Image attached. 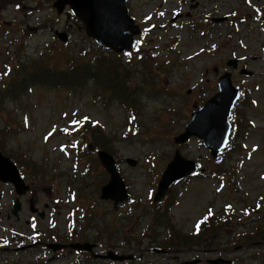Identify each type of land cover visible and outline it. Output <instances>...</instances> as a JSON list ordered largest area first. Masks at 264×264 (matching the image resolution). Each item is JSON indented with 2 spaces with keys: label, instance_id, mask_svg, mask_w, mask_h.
<instances>
[{
  "label": "rangeland",
  "instance_id": "rangeland-1",
  "mask_svg": "<svg viewBox=\"0 0 264 264\" xmlns=\"http://www.w3.org/2000/svg\"><path fill=\"white\" fill-rule=\"evenodd\" d=\"M35 1H0V83L17 79L15 69L9 77L4 76L5 60L11 67L26 59L32 62L42 59L49 67H58L68 60L70 65L87 60L85 52L89 48L88 55H91L93 46L89 47L90 42L85 39L81 25L68 11L56 16L51 5ZM250 4L261 6L263 12L264 0H251ZM178 5V0H130L127 3L129 14L140 26L142 23L137 18L158 11L144 25L149 24L150 28L140 38L144 44L142 50L155 48L164 53L170 48L176 50L171 55L168 51L171 58L166 65L169 77L163 73L159 78L165 88L149 86V98L144 96L133 100L132 110L140 111L137 136L126 131L129 107L117 103L113 96L102 94L98 87L86 85L70 90L66 85L47 84L42 88L32 87L17 102L7 100L0 127L4 119H9L11 126H19V130L9 131L8 136L1 139L0 148L16 158L26 157L35 164L43 162L56 169L50 173L53 179L50 177L47 183H40L39 188L33 184L32 189L56 191L53 196L60 200L59 209L63 214L73 205L89 207L85 195L89 197L90 204H98L97 211L109 212L110 206L99 204L102 202L95 194L106 181L100 166L88 172L85 184L68 178L84 171L86 163L84 154L73 155L81 143L80 134H72L80 127L74 116L98 122L103 127L100 128L103 131L100 136L121 163L120 171L128 192L143 204L140 209L147 207V191L155 190L176 148L172 138L189 120L194 103L199 105L197 99L212 96L217 78L230 71L234 86L250 89L249 96L240 103L244 106L238 109L241 119L251 121L253 126L248 130V136L240 140V145L238 143L240 149L225 156L221 164L210 162L209 152L195 139L180 148L183 157L203 164L205 177L190 179L173 189L170 195L175 205L170 210V219L181 235H190L193 222L207 208L215 215L231 205L235 208L234 214L229 215L231 226L223 232L213 230L205 243L193 247L199 249V253L186 250L188 256L203 259L222 257L230 259L233 264H264V206L256 208L260 196L264 198V31L246 0H185L183 6ZM233 9L237 10V17H233ZM176 10L182 14L188 12L190 19H181L179 21L183 24L178 22L168 28L167 20L174 15L171 11ZM239 16L246 21L239 22ZM209 17H227L229 23L212 27ZM233 21L238 22L237 28ZM188 23L197 26L193 33L187 28ZM208 48L212 49L211 52L206 50ZM164 53L158 56L155 53L154 60L150 57L147 60L155 65ZM229 59H239V65L247 66L253 77H242L228 69L226 63ZM118 64L121 66L119 72L123 74L125 64L122 60ZM35 65L24 70L32 72ZM159 65L162 67V63ZM132 86H136L133 77L123 90ZM187 90L191 93L187 94ZM251 99L254 104H251ZM86 128L89 132L86 136L98 133L96 128L88 125ZM61 130L68 131L70 137ZM76 156L79 158L77 161ZM126 158L136 160L137 166L129 167L124 162ZM86 159L91 157L86 155ZM221 172L226 174L219 179L215 174ZM69 181L83 192V198H76L75 204H68L70 200L65 198ZM243 211H252L253 218L244 216ZM182 259L179 257L177 262L170 264H178Z\"/></svg>",
  "mask_w": 264,
  "mask_h": 264
},
{
  "label": "flooded vegetation",
  "instance_id": "flooded-vegetation-1",
  "mask_svg": "<svg viewBox=\"0 0 264 264\" xmlns=\"http://www.w3.org/2000/svg\"><path fill=\"white\" fill-rule=\"evenodd\" d=\"M37 190L18 196L9 184L0 183V264H169L178 257L185 258L179 264L186 262L187 251L171 249L169 217L163 209L150 208L140 222L137 217L132 222L136 209L125 204L112 205L108 213L74 206L65 222L60 201L53 196L57 192ZM128 218L130 222H124ZM149 219L152 225L145 226Z\"/></svg>",
  "mask_w": 264,
  "mask_h": 264
},
{
  "label": "water",
  "instance_id": "water-1",
  "mask_svg": "<svg viewBox=\"0 0 264 264\" xmlns=\"http://www.w3.org/2000/svg\"><path fill=\"white\" fill-rule=\"evenodd\" d=\"M126 1L55 0L52 7L56 10L57 15L69 7L72 14L85 27V34L88 38L99 46L119 54L132 49L133 36L138 34L133 20L128 17ZM242 74L250 73L243 70ZM219 86V93L191 114L185 131L174 139L176 144H183L190 137H196L211 151V156L214 159L217 158L218 150L224 146L228 138V117L234 100L238 96L237 90L231 86L229 74H225L219 79ZM98 158L111 177L109 183L101 189V199H111L115 204L127 199L124 184L117 173L113 158L105 152H98ZM126 162L131 167L136 165V162L131 160ZM194 171V163L182 159L176 151L158 184L155 201L161 199L171 184L182 180ZM0 181L14 184L18 193L28 190V187L23 186L16 168L1 155ZM227 263L223 262L222 264Z\"/></svg>",
  "mask_w": 264,
  "mask_h": 264
},
{
  "label": "trees",
  "instance_id": "trees-1",
  "mask_svg": "<svg viewBox=\"0 0 264 264\" xmlns=\"http://www.w3.org/2000/svg\"><path fill=\"white\" fill-rule=\"evenodd\" d=\"M1 1V0H0ZM39 0H36L37 2ZM44 5H51L53 0H41ZM20 6V5H18ZM72 17V15L68 12ZM92 47L91 55L89 51L85 52V58H88L86 61H82L79 64L70 65L69 60L65 63L64 67L56 69L54 66H48L43 61H34L30 65L34 66L35 70L27 73V78L24 85L16 84L15 82L11 83L9 90L4 93V96L14 98L16 94H21L24 89L29 86L30 80L34 77L41 78V83L44 84L46 81L51 85H66L65 87L74 90L82 86L88 85L91 83L93 86H96L100 89L101 93L106 96L115 97L117 103L122 104L123 106H128L130 113L134 114L132 107L134 106L133 96L138 93H144V89L147 87H152V85H158L159 78L162 73L166 71L164 65L162 67L157 63H148L145 59H140L139 64L134 65L133 55L130 56V59L127 61L130 65H124V72L120 74L119 69L120 65L116 55L106 52L101 48L97 47V52H95L96 47L92 42H90L89 47ZM165 64H168L169 59H165ZM130 67L131 69H128ZM133 77L136 86H132L126 91L123 90L127 86L130 78ZM147 96L149 94H146ZM98 130V128H96ZM149 132V131H148ZM234 134L241 135L239 131H235ZM96 137L94 145L96 148H106L104 145L103 137ZM110 147H107L109 151ZM235 148L231 147L228 149L229 155L235 152ZM228 218V217H227ZM222 220L218 222L219 231H222L227 224L225 221L221 223ZM228 221V220H227ZM228 223H230L228 221Z\"/></svg>",
  "mask_w": 264,
  "mask_h": 264
},
{
  "label": "snow or ice",
  "instance_id": "snow-or-ice-1",
  "mask_svg": "<svg viewBox=\"0 0 264 264\" xmlns=\"http://www.w3.org/2000/svg\"><path fill=\"white\" fill-rule=\"evenodd\" d=\"M197 228H199V225H197Z\"/></svg>",
  "mask_w": 264,
  "mask_h": 264
}]
</instances>
